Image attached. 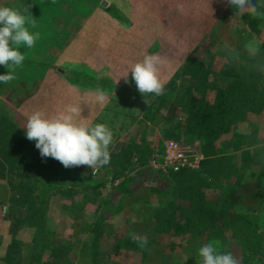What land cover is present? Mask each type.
Masks as SVG:
<instances>
[{"label":"rangeland","instance_id":"rangeland-1","mask_svg":"<svg viewBox=\"0 0 264 264\" xmlns=\"http://www.w3.org/2000/svg\"><path fill=\"white\" fill-rule=\"evenodd\" d=\"M23 5H31L34 26L30 23L28 27L39 39L31 49L20 46L25 61L16 69V78L0 83V114L25 133L27 118L33 112L52 117L75 105L81 109L75 121L106 124L113 132V143L108 165L96 171L81 166L91 186L100 184L97 197L84 199L79 191L64 197L53 192L49 196L48 234L64 243L58 256L35 246L34 229L19 221L26 220L24 209L14 204L19 179L0 159V264L195 263L197 243L187 245L184 239L165 234L152 239L147 226L150 214L171 200L168 191L174 182L170 174L157 171L151 159L166 143L173 142L183 153L198 154L204 160L199 118L191 116L190 97L183 95V88L191 82L182 69L192 56L212 65L215 72L238 68L243 63L226 62L223 45L227 43L243 54L249 40L264 41V29L256 40L228 0H0V6ZM153 53L161 58L159 74L166 81L165 87L177 89L150 111V103L143 102L131 72L127 83L124 75L144 55ZM6 71L0 66V75ZM97 89L109 94L107 103L97 101ZM193 95L199 93L194 91ZM250 119L256 128L254 142L264 146V112ZM251 127L246 123L240 128L250 132ZM232 134L221 135L216 149L235 152ZM249 142L253 141L247 138L239 148L252 152L257 146L246 147ZM124 144L147 153L143 167L134 160L120 163L114 152H120ZM200 166L192 171H200ZM254 179H249L242 195L249 196ZM226 218L222 216V221ZM95 228L101 232L96 259L90 252ZM130 233L150 239L144 252L132 246ZM231 250L239 260L238 248Z\"/></svg>","mask_w":264,"mask_h":264},{"label":"trees","instance_id":"trees-1","mask_svg":"<svg viewBox=\"0 0 264 264\" xmlns=\"http://www.w3.org/2000/svg\"><path fill=\"white\" fill-rule=\"evenodd\" d=\"M237 18L255 39L260 36L264 29V16L253 18L238 13ZM259 45L261 59H264V41H260ZM186 62L182 72L189 76L191 84L183 88V95L190 97L188 110L192 111L191 116L199 118L198 138L204 160L200 171L184 169L168 173L174 182L168 191L171 200L163 206H156L150 214L147 226L152 239L158 234L180 237L187 245L197 243L198 249L216 241L221 252L232 253V247H237L240 264H264V146L254 142L256 128L250 119L260 117L264 112L263 77L246 64L215 72L212 63L209 67L200 57H189ZM170 85L175 86L173 83ZM165 88L164 96L150 98V111L159 107L167 95L177 89ZM194 91L199 96L193 95ZM11 122L7 116L0 114V159L19 179L15 184L14 204L24 209L26 220H18L34 229L32 241L35 246L58 256L64 243L48 234L50 194L53 192L64 197L79 191L84 199L89 195L95 198L99 195L100 184L91 186L84 179L81 167L66 169L53 158L42 160L35 143ZM246 123L248 127L252 124V131L240 128ZM231 132L235 136L231 144L235 152L226 154L217 150L218 138ZM247 138L253 142L246 147L257 146L252 152L248 148H239ZM114 153L121 164L134 160L143 167L147 159V153L134 145L124 144L120 152ZM252 177L255 179L248 188L250 193L247 197L242 194ZM209 194L215 195V198L210 199ZM255 196L258 200L253 205ZM222 216H227L226 220L222 221ZM47 234L50 236L48 239ZM100 237L101 232L95 228L90 244L94 259L98 255L96 244ZM132 246L141 252L146 249L138 248L135 242ZM195 259L193 264H201L198 254Z\"/></svg>","mask_w":264,"mask_h":264},{"label":"clouds","instance_id":"clouds-1","mask_svg":"<svg viewBox=\"0 0 264 264\" xmlns=\"http://www.w3.org/2000/svg\"><path fill=\"white\" fill-rule=\"evenodd\" d=\"M228 4L241 16L248 14L253 18L264 16V0H228ZM31 5L21 7L0 6V66L7 69L0 75V83L8 84L13 81L16 69L23 65L25 55L19 50L20 46L31 49L39 39L38 33L29 31L30 23L34 21L29 9ZM226 62L246 64L250 70L264 74V59L258 41L249 40L244 45V53L231 48L227 43L221 49ZM246 55V59H242ZM161 58L156 54H146L143 59L133 64L125 75V83L129 71L137 91L144 98L145 105H149V97H161L166 94V81L160 78ZM97 101L105 104L109 101V94L97 89ZM81 109L78 106H68L64 111L52 117H46L42 111L33 112L25 124V135L29 141L35 142L42 158H53L64 168L86 166L94 171L103 168L111 161L109 146L113 143V132L103 123L89 125L78 123L75 117ZM8 211V205L3 208ZM130 238L141 249L148 244L147 236L130 233ZM201 264H240V261L229 251L218 250L217 242L204 244L198 250Z\"/></svg>","mask_w":264,"mask_h":264},{"label":"built area","instance_id":"built-area-1","mask_svg":"<svg viewBox=\"0 0 264 264\" xmlns=\"http://www.w3.org/2000/svg\"><path fill=\"white\" fill-rule=\"evenodd\" d=\"M152 157L151 164L162 173L179 172L184 169L197 170L202 161L201 155L185 154L173 142L166 143L162 152Z\"/></svg>","mask_w":264,"mask_h":264}]
</instances>
